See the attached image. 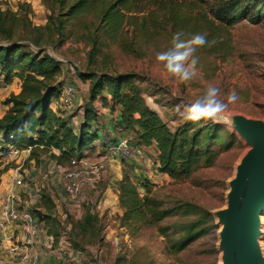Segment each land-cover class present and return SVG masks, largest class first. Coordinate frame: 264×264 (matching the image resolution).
I'll return each mask as SVG.
<instances>
[{"label": "rangeland", "instance_id": "obj_1", "mask_svg": "<svg viewBox=\"0 0 264 264\" xmlns=\"http://www.w3.org/2000/svg\"><path fill=\"white\" fill-rule=\"evenodd\" d=\"M51 1L0 0V10L18 20L11 38L0 36V45L16 42L30 51L41 49L58 60L61 63L60 83L75 90L73 106L67 110L71 113L68 116L73 117L79 111L83 112L88 100L89 83L83 82L79 74L94 68L88 63L89 46L83 38L81 25H65L59 33L53 24L54 17L49 19ZM206 1L204 8L209 12L225 0ZM238 1L241 5L246 4V0ZM255 7L252 16L227 28L232 41L229 55L196 48L193 53L197 58L195 74L189 80H180L156 59L157 52L170 46L171 34H164L140 58L126 56L116 47L110 50L111 62L107 67L118 74L137 76L135 83L147 105L159 114L171 132L196 122L200 124L198 127H203L206 137H212L211 150L215 154L212 166L198 170L184 181H174L169 176L160 178L157 168L152 167V172H157L154 174L156 178H152L155 184L144 181L137 184L141 195L149 189L174 212L158 227H183L197 222L204 228L203 234L182 252L168 249L169 241L159 235L157 228H142L132 234L127 228H121L119 218L110 214L109 209L99 206L107 185H115L113 171L117 165L122 167L119 160L116 165L107 157L100 180L95 183L86 179L79 203L66 200L62 173L52 170L54 162L47 157L41 156L38 163H30L25 155L12 161L0 160V171H3L0 176V212L11 195L21 212L35 215L45 224L48 222L50 232L42 234L47 243L43 252L55 256L61 264H222L218 248L220 225L214 214L226 208L229 182L235 177L236 167L249 147L232 124L228 126L210 118L188 120L184 113L186 106L200 97L209 85H215L221 90V98L226 100L232 92L238 97L229 103L227 114L231 119L243 117L264 121V12L259 15L261 6ZM2 83L0 87L5 88ZM2 88L0 108L3 109L12 90ZM127 137L132 145H139L132 133ZM99 158L91 156L89 159L96 161ZM44 174H48L47 180L42 179ZM14 176L22 179L23 186L14 182ZM88 211L96 214L98 222L94 221L92 228H82L78 223ZM260 224L259 245L264 256V211ZM177 238L178 235L172 239ZM14 243L15 234L11 230L3 233L0 229V264H7L6 259L11 253L9 248L16 245Z\"/></svg>", "mask_w": 264, "mask_h": 264}, {"label": "trees", "instance_id": "obj_2", "mask_svg": "<svg viewBox=\"0 0 264 264\" xmlns=\"http://www.w3.org/2000/svg\"><path fill=\"white\" fill-rule=\"evenodd\" d=\"M206 2L52 0L49 19L54 17L57 31L60 33L65 25L80 24L89 46L87 59L94 70L79 74L83 82L89 83L82 118L74 126L71 116H65L60 109L63 85L58 79L61 72L58 60L41 49L30 51L16 42L0 45V78L6 85L14 79L21 83L19 93L9 94L4 101L8 107L0 118L4 143L22 150L30 148L27 158L30 163H38L45 156L56 166L67 168L74 156L81 155L100 139L102 129L96 108L99 104L102 109L119 111L120 126L134 135L137 144L156 145L159 173L174 181H184L198 170L212 166L215 158L212 137H206L199 123H188L171 132L159 114L147 105L135 83L137 76L118 74L107 67L112 47L126 56L140 58L164 34L173 36L176 32H183L182 38L204 34L207 42L198 49L227 56L232 50L227 28L252 16L256 5L261 6L259 15L264 12V0H246L245 5L238 0H225L209 12L204 8ZM9 16L0 10V36L7 39L18 23L17 18ZM118 200L123 211L119 218L121 228L134 234L142 228L155 227L169 241L167 248L175 253L182 252L203 234L204 228L197 222L183 227H158L173 216V210L165 207L149 189L141 195L128 176L118 183ZM94 221L98 222L96 214L88 211L78 225L92 228ZM177 235L179 238L172 239Z\"/></svg>", "mask_w": 264, "mask_h": 264}, {"label": "water", "instance_id": "obj_3", "mask_svg": "<svg viewBox=\"0 0 264 264\" xmlns=\"http://www.w3.org/2000/svg\"><path fill=\"white\" fill-rule=\"evenodd\" d=\"M249 150L229 182L226 208L218 219L222 264H264L259 245L260 216L264 211V121L243 117L231 119Z\"/></svg>", "mask_w": 264, "mask_h": 264}, {"label": "built area", "instance_id": "obj_4", "mask_svg": "<svg viewBox=\"0 0 264 264\" xmlns=\"http://www.w3.org/2000/svg\"><path fill=\"white\" fill-rule=\"evenodd\" d=\"M5 88H2V90H5ZM74 98V88L72 86L63 87L59 98L60 107L65 110L70 109L73 106ZM120 131L123 133V128ZM2 139V133L0 132V143L2 144L0 145V160L12 161L21 158L23 155L28 158L30 148L22 150L14 145H7ZM106 157L119 158L124 161L136 159L142 165L148 164L150 160L144 148L140 145H132L128 137H121L118 143L108 146L104 155L96 161H91L81 155L74 156L67 169L62 173L64 193L68 202L79 203L86 179L93 180L95 183L100 180L99 176L104 169ZM156 168L158 169V167ZM47 177L48 174H44L42 179L47 180ZM13 180L17 185L23 186L21 178L14 176ZM15 223L22 226L25 238L23 245L19 242V245L12 246L11 254L18 258L19 264H37L38 256L33 252V249L40 241V228L30 213L21 212L16 208L14 197L9 195L0 212V229L5 232L7 228ZM10 263H13V261L11 260Z\"/></svg>", "mask_w": 264, "mask_h": 264}, {"label": "crops", "instance_id": "obj_5", "mask_svg": "<svg viewBox=\"0 0 264 264\" xmlns=\"http://www.w3.org/2000/svg\"><path fill=\"white\" fill-rule=\"evenodd\" d=\"M1 81L3 82L2 78H0V82ZM2 85H5V86H7V88L11 89L12 90L11 93H13V94L19 93L20 87H21V83L18 79H14L8 85H6L3 82ZM1 100L2 99L0 98V102H1ZM55 104H57V103H55ZM2 107H3V109L0 108V118L5 114L6 110L8 109L7 106H2ZM96 108H98V111H99V117H100L102 130L99 134L100 139L98 141H96L92 146L84 149L80 153L81 156L87 157L88 159L91 156H93V158L95 159V157L97 158V156L104 155V152L108 146L115 145L116 143L119 142V139L121 137H127L131 134V133L124 132V131L122 133L120 131V129L122 127L120 126V117H119V111L118 110L111 112L108 109H102L99 104L98 105L96 104ZM60 109L65 111V116H68V114H71L70 112H68L64 108L60 107ZM81 118H82V113H81V111H79L76 115L71 117L72 124L74 126H77V124L80 122ZM140 146L144 148L147 156L150 158L149 163L146 165L140 164L136 159H130V160L124 161V160L119 159V158L114 159L111 157L110 158L107 157L109 162L111 161V162H114V164H116L115 162H117L119 160V162L122 165V167H121V166L116 164L117 167L113 171L115 177H112V180H114L115 185L112 187H111L110 183L107 185L108 189H106V191H105L104 198L101 200V202H99V206L109 209L110 210L109 213L113 214L114 217L120 218V216L122 215V212H123L119 206L118 183L124 176H128L136 185L142 181L147 182L148 184H152V185L155 184V181H153L152 178H156V176H154V174L157 172L156 171H155V173L152 172L153 169L151 170V168L152 167L156 168L159 166V161H158L159 153L157 151L156 145L152 144L150 146H143V145H140ZM31 168H34V167L31 166ZM52 168H53L52 170H54V172H60V173H63V171L66 170V168L56 166L55 164L52 166ZM159 174L160 175H158V176H160V178L166 179L168 177L166 174H161V173H159ZM57 180L59 182L60 179H57ZM112 180L110 179L109 182ZM32 182L35 183V180H33ZM32 216H33L34 220L36 221V223L38 224V226L40 228V232H41L40 241L35 246V248L33 249V252L38 256V263L37 264H61L58 260L55 259V256H50V255L45 254V252H43L44 246H46L45 244H47V243L45 242L46 239H45V237L42 236V234L43 233L45 234V231L48 233L50 232L48 222H47V224H45L44 221L40 222L39 219L35 215H32ZM50 216H52L51 213H50ZM39 217L44 218L40 214H39ZM49 221H50V219H49ZM41 224H44V225L41 226ZM8 230H11V233L13 232L15 234V243L18 245L19 242H21V245H23V240L25 238V232L23 231L22 226L18 223H15L6 229V231H8ZM11 246H14V245H11ZM11 246L9 248L10 252H11ZM17 259L18 258L14 257L10 253L8 258L6 259V263L7 264H19ZM11 260L13 261V263H10Z\"/></svg>", "mask_w": 264, "mask_h": 264}, {"label": "clouds", "instance_id": "obj_6", "mask_svg": "<svg viewBox=\"0 0 264 264\" xmlns=\"http://www.w3.org/2000/svg\"><path fill=\"white\" fill-rule=\"evenodd\" d=\"M184 37L183 32L173 34L170 46L157 52L156 59L163 63L164 68L180 80H189L195 74L197 58L193 55L198 46L207 42L204 34L195 33L190 38ZM220 88L209 85L202 95L186 106L185 119L199 120L202 118L215 119L216 122L231 126L232 120L227 114L229 103L238 97L235 92L227 95L226 100L220 97Z\"/></svg>", "mask_w": 264, "mask_h": 264}, {"label": "bare ground", "instance_id": "obj_7", "mask_svg": "<svg viewBox=\"0 0 264 264\" xmlns=\"http://www.w3.org/2000/svg\"><path fill=\"white\" fill-rule=\"evenodd\" d=\"M233 123H237L236 121H232Z\"/></svg>", "mask_w": 264, "mask_h": 264}]
</instances>
